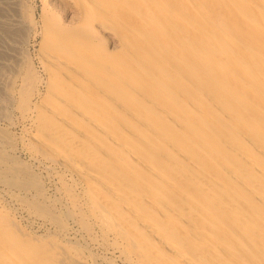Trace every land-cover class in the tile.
Returning a JSON list of instances; mask_svg holds the SVG:
<instances>
[{"label": "bare ground", "instance_id": "bare-ground-1", "mask_svg": "<svg viewBox=\"0 0 264 264\" xmlns=\"http://www.w3.org/2000/svg\"><path fill=\"white\" fill-rule=\"evenodd\" d=\"M72 2L0 78V264H264V0Z\"/></svg>", "mask_w": 264, "mask_h": 264}, {"label": "rangeland", "instance_id": "rangeland-1", "mask_svg": "<svg viewBox=\"0 0 264 264\" xmlns=\"http://www.w3.org/2000/svg\"><path fill=\"white\" fill-rule=\"evenodd\" d=\"M42 2L44 1L42 0H0V61H4V58L6 57L5 59L8 61L7 63H9V66L8 65L5 66V64L2 66L0 64V78L1 79L3 78L7 79L9 76H11L13 70L10 67V65L12 63H19L21 64V66L24 64H28L33 69L36 70L35 63L33 61V54L37 46H36V41L33 39V35H32L33 34L32 30L34 29L32 25L39 16L40 9H41L40 5ZM43 4L44 5L48 4V5H45V7H43L44 6ZM42 5L41 7L47 9L48 12L53 9L54 11L52 10V13H54L55 16L58 15L57 18L58 19L60 18L59 20H61L62 18L61 22L63 23L64 22L67 23L69 22L70 19H73V18L76 19L77 17L76 15L77 9H76L75 3H73L72 0H47L45 3H42ZM18 14L19 16H17ZM10 17L13 19V21L19 19L18 22L16 21L18 23L17 24L18 26L16 24L15 25L13 24V26L10 25L12 21ZM75 19L70 20V21L73 22ZM29 20L30 21L32 20L33 22L30 23ZM22 23L24 24L22 25ZM112 33H113L112 31H108V32H104V35H103L105 45L109 49H114L117 46V37H115L114 33L112 35ZM12 52L14 53V56L15 55L18 56L16 60H15L16 57H12L13 56ZM5 119L7 121H13L15 120V115L13 111L9 107H7L5 104H0V134L3 131L4 133L12 137L14 130L12 128L7 127L9 126L8 124L7 126L4 125L5 123H7ZM6 150H0L1 157L5 155L6 156L10 155V157L12 156L15 157L16 161L18 160L21 163H23V166L27 168L29 173L35 176L37 180L40 179L39 183H41V185H43L44 183L46 184V181L43 175L38 171V169L36 168L34 164L30 163L26 159V156L24 154L12 152L8 150L6 151ZM53 204L55 205V206L53 205V208L58 207L54 202ZM26 222L23 221V224L26 226V229L30 231L31 233L39 235V234L47 232V231H43L39 229L36 225L30 224V223L27 224ZM70 242H73L74 243L73 246L77 247V241L71 240ZM98 259H99L98 264H119L116 261L112 263V261H110V259H107V258L106 259L98 258Z\"/></svg>", "mask_w": 264, "mask_h": 264}]
</instances>
